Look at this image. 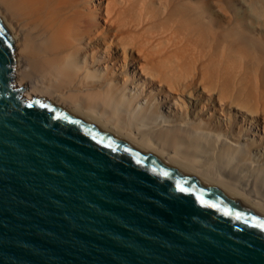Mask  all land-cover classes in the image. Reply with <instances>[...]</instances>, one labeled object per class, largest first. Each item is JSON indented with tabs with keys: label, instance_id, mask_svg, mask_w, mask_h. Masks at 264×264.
I'll list each match as a JSON object with an SVG mask.
<instances>
[{
	"label": "bare ground",
	"instance_id": "obj_1",
	"mask_svg": "<svg viewBox=\"0 0 264 264\" xmlns=\"http://www.w3.org/2000/svg\"><path fill=\"white\" fill-rule=\"evenodd\" d=\"M22 85L264 213V0H0Z\"/></svg>",
	"mask_w": 264,
	"mask_h": 264
},
{
	"label": "water",
	"instance_id": "obj_2",
	"mask_svg": "<svg viewBox=\"0 0 264 264\" xmlns=\"http://www.w3.org/2000/svg\"><path fill=\"white\" fill-rule=\"evenodd\" d=\"M29 87L0 16V264H264L261 210Z\"/></svg>",
	"mask_w": 264,
	"mask_h": 264
},
{
	"label": "snow or ice",
	"instance_id": "obj_3",
	"mask_svg": "<svg viewBox=\"0 0 264 264\" xmlns=\"http://www.w3.org/2000/svg\"><path fill=\"white\" fill-rule=\"evenodd\" d=\"M181 190H183V189H181ZM261 227H264V225H261Z\"/></svg>",
	"mask_w": 264,
	"mask_h": 264
}]
</instances>
